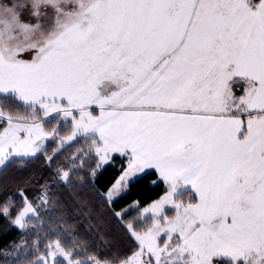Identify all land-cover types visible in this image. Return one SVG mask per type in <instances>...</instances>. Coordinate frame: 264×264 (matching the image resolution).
<instances>
[{
    "label": "snow or ice",
    "instance_id": "6c2138e0",
    "mask_svg": "<svg viewBox=\"0 0 264 264\" xmlns=\"http://www.w3.org/2000/svg\"><path fill=\"white\" fill-rule=\"evenodd\" d=\"M41 156L35 203L0 200L21 233L0 264H264V0H0V175ZM153 170L163 194L117 210ZM86 183L129 254L71 235L52 188L92 216Z\"/></svg>",
    "mask_w": 264,
    "mask_h": 264
},
{
    "label": "trees",
    "instance_id": "16d2710c",
    "mask_svg": "<svg viewBox=\"0 0 264 264\" xmlns=\"http://www.w3.org/2000/svg\"><path fill=\"white\" fill-rule=\"evenodd\" d=\"M239 94L241 93L238 90L237 95ZM54 146V144L50 143L48 145L49 151H51V148ZM79 146V144H73L72 147L67 151L62 152L60 156L57 157V160H62L64 156L71 155L76 147ZM94 162L95 161L93 159L90 164H94ZM116 163L119 165L122 163V161L117 158ZM53 167H55V164H53ZM87 167L88 165H86V169ZM81 174L85 175V180L87 182L89 177H87L86 171ZM117 175H119L117 168L112 167L111 165L107 166L102 171V173L98 175L96 186L100 190L106 191L108 186ZM156 179L157 174L154 171H151L148 175H145L141 180L133 185L132 190L128 195L117 201L115 208L119 210L121 207L132 203L134 200H139L141 206H143L149 203L151 200L157 199L163 194L165 185L162 182H157L155 185H153L151 181ZM25 181H30V183L25 185ZM45 181H48L49 184H52L53 173L44 164L43 156L24 165L17 163L16 166L9 169L6 175H0V200H2L5 196L14 193L21 187H24L29 197L34 200L39 194V185L43 184ZM85 191L88 192V198L93 205L94 211L92 216L85 215L84 213L87 212L88 209L82 208L76 204L71 198L70 194L62 187L58 188L53 186L52 188V193L54 195H59L61 202L68 201V204L66 205V221L67 224L71 226L69 229L71 235L78 236L80 238L85 237L87 241H89L90 246L93 247H90L93 252L95 250L98 251L97 246H99V254L101 258L107 254H110L114 250H119L121 254H129L135 245L130 239L128 233L119 223L116 222V219L111 217L107 212L103 214V223H100L96 219L95 215V212L100 208L99 200L95 197L94 193H92L91 187L88 183L85 184ZM14 198L17 200V205L13 208V215H15L16 208L20 206L19 198ZM58 215L59 212L44 216L46 224L62 223V221L55 218ZM135 216L136 210H129L124 219H134ZM34 235V233L28 234L27 238L29 242L34 238ZM101 235H103L109 241L107 245H105L101 240ZM20 236L21 233L15 228H11L7 220L0 216V250L10 251V243L13 241H18ZM53 238L56 237H50V239ZM69 242L70 239L65 241V243ZM41 248L43 249V244H41Z\"/></svg>",
    "mask_w": 264,
    "mask_h": 264
},
{
    "label": "rangeland",
    "instance_id": "374dc122",
    "mask_svg": "<svg viewBox=\"0 0 264 264\" xmlns=\"http://www.w3.org/2000/svg\"><path fill=\"white\" fill-rule=\"evenodd\" d=\"M24 58H25V59L30 58V54L25 55ZM64 131H67V130H64ZM33 203H35V199L33 200ZM53 239H55V238H53ZM81 239H85V240H87L85 237H82ZM45 243H46V242H45ZM95 243H96V242H95ZM96 244H97V243H96ZM96 244H95V246H96ZM90 247H92V246H90V244H89V249H90L89 251H92ZM92 248H93V247H92ZM95 251H96V250H95ZM95 251H94V252H95ZM99 255H100V254H99Z\"/></svg>",
    "mask_w": 264,
    "mask_h": 264
},
{
    "label": "crops",
    "instance_id": "0c3cea01",
    "mask_svg": "<svg viewBox=\"0 0 264 264\" xmlns=\"http://www.w3.org/2000/svg\"><path fill=\"white\" fill-rule=\"evenodd\" d=\"M154 171V170H153Z\"/></svg>",
    "mask_w": 264,
    "mask_h": 264
}]
</instances>
